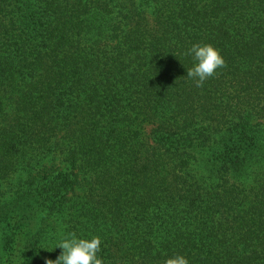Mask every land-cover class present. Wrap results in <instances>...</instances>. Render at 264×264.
Returning a JSON list of instances; mask_svg holds the SVG:
<instances>
[{"label": "trees", "instance_id": "trees-1", "mask_svg": "<svg viewBox=\"0 0 264 264\" xmlns=\"http://www.w3.org/2000/svg\"><path fill=\"white\" fill-rule=\"evenodd\" d=\"M194 43L225 59L203 87ZM69 233L264 264V0H0V264Z\"/></svg>", "mask_w": 264, "mask_h": 264}, {"label": "clouds", "instance_id": "clouds-1", "mask_svg": "<svg viewBox=\"0 0 264 264\" xmlns=\"http://www.w3.org/2000/svg\"><path fill=\"white\" fill-rule=\"evenodd\" d=\"M185 55L193 61V67L187 69V77L197 87H203L209 78L215 77L218 70L225 66L223 55L212 44L194 43ZM57 248L62 249L61 254L55 260H46V264H104L99 255L102 250L99 236L88 239L69 233L58 240L54 249ZM165 264H190V261L186 256L178 254L168 258Z\"/></svg>", "mask_w": 264, "mask_h": 264}]
</instances>
